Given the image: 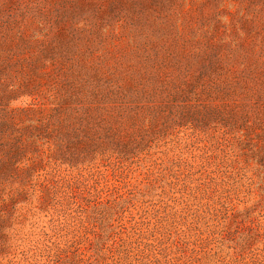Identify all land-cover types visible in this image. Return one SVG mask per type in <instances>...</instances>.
Instances as JSON below:
<instances>
[{
  "label": "rangeland",
  "instance_id": "374dc122",
  "mask_svg": "<svg viewBox=\"0 0 264 264\" xmlns=\"http://www.w3.org/2000/svg\"><path fill=\"white\" fill-rule=\"evenodd\" d=\"M0 264H264V0H0Z\"/></svg>",
  "mask_w": 264,
  "mask_h": 264
}]
</instances>
